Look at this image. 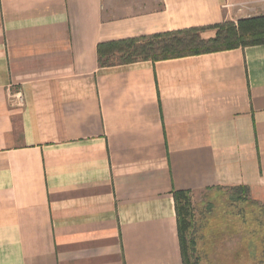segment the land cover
Wrapping results in <instances>:
<instances>
[{
  "label": "crops",
  "instance_id": "1",
  "mask_svg": "<svg viewBox=\"0 0 264 264\" xmlns=\"http://www.w3.org/2000/svg\"><path fill=\"white\" fill-rule=\"evenodd\" d=\"M247 1L0 0V264H185L175 190L264 204V44L98 55Z\"/></svg>",
  "mask_w": 264,
  "mask_h": 264
},
{
  "label": "trees",
  "instance_id": "2",
  "mask_svg": "<svg viewBox=\"0 0 264 264\" xmlns=\"http://www.w3.org/2000/svg\"><path fill=\"white\" fill-rule=\"evenodd\" d=\"M208 30H214V35L205 37ZM260 44H264V16L101 43L98 46V55L102 66H111L173 59ZM233 189L239 191L236 196L238 200L251 199L248 187L239 186ZM174 197L184 263L191 264L187 239L194 220L192 194L189 190H175ZM253 201L264 208V204Z\"/></svg>",
  "mask_w": 264,
  "mask_h": 264
},
{
  "label": "rangeland",
  "instance_id": "3",
  "mask_svg": "<svg viewBox=\"0 0 264 264\" xmlns=\"http://www.w3.org/2000/svg\"><path fill=\"white\" fill-rule=\"evenodd\" d=\"M238 192L215 187L192 195L191 264H264V208L252 198L238 200Z\"/></svg>",
  "mask_w": 264,
  "mask_h": 264
},
{
  "label": "built area",
  "instance_id": "4",
  "mask_svg": "<svg viewBox=\"0 0 264 264\" xmlns=\"http://www.w3.org/2000/svg\"><path fill=\"white\" fill-rule=\"evenodd\" d=\"M228 6H237L239 11L246 10L249 12L248 14L251 16L253 13H255L258 9L264 10V0H258V1H247L242 2L239 4H229Z\"/></svg>",
  "mask_w": 264,
  "mask_h": 264
}]
</instances>
